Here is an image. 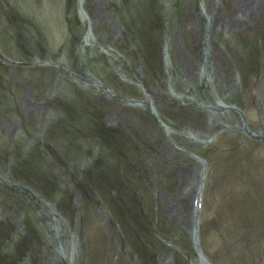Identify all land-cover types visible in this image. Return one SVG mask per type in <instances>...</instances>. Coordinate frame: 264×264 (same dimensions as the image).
I'll use <instances>...</instances> for the list:
<instances>
[{
    "label": "rangeland",
    "instance_id": "374dc122",
    "mask_svg": "<svg viewBox=\"0 0 264 264\" xmlns=\"http://www.w3.org/2000/svg\"><path fill=\"white\" fill-rule=\"evenodd\" d=\"M10 3L26 21L18 25L21 32L13 47L10 32L2 26L5 14L0 13V21L3 22L0 30L4 33L0 45V73L18 89L17 104L26 105L27 113L19 114L21 119L14 114L5 116L0 113V139L10 145L23 142L24 150H33L34 146L41 149L48 142L45 130L49 120L54 118L56 108L64 116V125L67 124L75 133L74 149L81 156L76 162H53L51 170L55 184L44 188L45 198L30 186L31 200H25L26 206L20 202L16 192H7L14 199L12 204L10 200L6 201V191L1 187L0 221L8 225V229L1 236L0 248L3 249L0 251L7 252L12 246L10 243L19 242L20 237L26 234L23 227L27 228L28 221H31L35 236L29 238L32 252H27L16 264H63L56 254L58 245L72 253L71 264H83L85 251L91 252L96 264H119L120 261L140 264L130 247L125 249L123 246L126 231L123 229L120 233L116 228L105 204L98 199H87L90 190H86L84 207L79 193L72 190L70 208H63L65 212L62 214L58 212L62 205L57 199L61 186L69 191L71 177L80 176L85 161L90 159L88 156L98 149L96 142H88L85 138V134L96 136L95 132L92 133L93 130L86 128L81 121L78 123L77 114H69L65 108L77 101L72 94L78 90L93 97L101 94L106 123L121 128L140 142L142 164L148 173L144 189L146 205L149 210L155 208L158 211L160 227L168 234L161 241L140 234L142 246L150 253L146 255L147 264H201L192 237L195 221L193 197L204 165L178 147L193 154L206 151L216 162L208 178L201 214L203 232L207 233L208 248L204 246L207 256L219 257L225 263L244 264L242 260L245 258L242 256L240 259L236 254L250 243L248 252L264 257V231L252 232L254 217L246 212V200L250 197L244 195L238 199L237 195L240 191L254 196L264 194V144L243 133V120L235 110L242 106L247 125L264 137V72L260 79V74L256 77L252 67L253 59L262 60L264 52V0H158L163 25L159 26L158 36L162 42H157L162 56L163 48L168 49L171 61L168 67L162 61L168 73L164 81L146 80L147 71L142 57L136 54L134 60L135 44L124 31L118 15V0H85L88 23L81 21V27L74 32L69 19L77 15L76 0H1L2 8ZM235 3L238 10L253 4V16L257 18L238 15L237 10L231 8ZM229 20L233 21L232 26L235 25L230 34H226L223 30H228ZM89 28L96 40L85 47L84 35ZM73 35L79 42L72 46ZM228 36L231 39L226 40ZM244 36L257 45L256 48L250 44L245 55H237L238 65L246 60L245 74L251 73L250 80L255 81L249 97L241 91L245 86L241 88L240 78L230 62L231 54L243 52L241 45L246 43L240 41ZM41 39L45 45H40V42L43 44ZM37 44L42 51L40 54ZM113 44L121 45L126 56L117 59V49L113 50ZM71 47L77 59L76 68L70 67L64 59ZM102 47L107 51L104 55L101 54ZM218 53L223 57L221 61ZM16 54L30 57L31 60H26L30 64L16 60ZM49 56L54 64L45 67ZM105 64H112L116 69L114 75L118 82L129 85L130 94L125 99L105 92L102 94L96 86L102 82L96 72L106 70ZM257 64L261 70L262 62ZM20 76L29 81L22 82ZM131 80L146 86L152 105L171 130L170 137L149 116L146 108L129 102L145 100L141 90L135 91L130 86ZM58 88L62 93L65 91L67 97L61 99L57 95ZM115 93L120 94L118 87H115ZM242 97L245 99L243 103ZM29 103L30 106L36 105L37 111L29 110ZM65 133H70V130L63 128L59 136L63 138ZM240 144L247 147L242 149L238 146ZM223 147H232L233 150ZM0 169V176L8 178L7 167ZM243 223L251 228L244 227ZM81 227L88 240L82 252ZM179 243L191 250L180 251ZM247 258L251 259L250 256Z\"/></svg>",
    "mask_w": 264,
    "mask_h": 264
},
{
    "label": "bare ground",
    "instance_id": "6f19581e",
    "mask_svg": "<svg viewBox=\"0 0 264 264\" xmlns=\"http://www.w3.org/2000/svg\"><path fill=\"white\" fill-rule=\"evenodd\" d=\"M250 6V5H249ZM230 25H231V23H232V20H229V21H227ZM228 27V26H227ZM195 239V238H194Z\"/></svg>",
    "mask_w": 264,
    "mask_h": 264
}]
</instances>
